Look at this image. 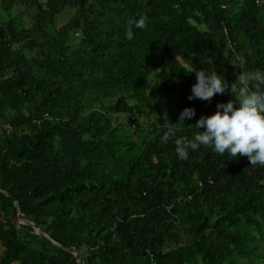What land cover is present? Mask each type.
Instances as JSON below:
<instances>
[{"label":"trees","instance_id":"obj_1","mask_svg":"<svg viewBox=\"0 0 264 264\" xmlns=\"http://www.w3.org/2000/svg\"><path fill=\"white\" fill-rule=\"evenodd\" d=\"M0 3V264H79L22 218L83 264H264V166L174 143L234 99L196 71H264V0Z\"/></svg>","mask_w":264,"mask_h":264},{"label":"clouds","instance_id":"obj_2","mask_svg":"<svg viewBox=\"0 0 264 264\" xmlns=\"http://www.w3.org/2000/svg\"><path fill=\"white\" fill-rule=\"evenodd\" d=\"M133 25L137 29L147 27L146 18L129 21L126 39L134 37ZM196 71V70H194ZM197 82L192 87L189 100L211 101L217 94L230 92L234 99L218 103L217 111L211 116H201L195 126L201 131L192 139L176 138V153L181 160L188 159L189 149L198 150L201 145L212 147L214 152L238 158L245 156L252 166H264V71L259 69L242 72L234 82L229 83L216 70L202 68L196 71ZM196 116L194 108H185L179 122ZM175 137V130L169 128L162 141Z\"/></svg>","mask_w":264,"mask_h":264},{"label":"water","instance_id":"obj_3","mask_svg":"<svg viewBox=\"0 0 264 264\" xmlns=\"http://www.w3.org/2000/svg\"><path fill=\"white\" fill-rule=\"evenodd\" d=\"M0 192L6 194L7 196H9V197H11V198H14L11 194H9L8 192H6V191H4V190H2V189H0ZM14 201H15L16 209H17L18 212H19V211H20V202H19L18 199H15V198H14ZM21 222H23V223H25V224H29V225H31V226L34 228L36 234H38L39 236H41V237H43V238H45V239L51 241L52 243H54V244L57 245V246L63 247L64 249H66V250L69 251V252H72V253L75 255V257H76L78 263H79V264H83V262H82V258H81V255L79 254L78 251H76V250H72L71 248H68V247H65V246H63L62 244H60L59 242L55 241V240L52 239V238H51V237H50V236H49V235H48V234H47V233H46V232H45L40 226H38L37 224H35V223L32 222L31 220L26 219V218H22V219H21Z\"/></svg>","mask_w":264,"mask_h":264},{"label":"rangeland","instance_id":"obj_4","mask_svg":"<svg viewBox=\"0 0 264 264\" xmlns=\"http://www.w3.org/2000/svg\"><path fill=\"white\" fill-rule=\"evenodd\" d=\"M13 9H14V7L11 8V9L9 10V13H10L11 15L15 16L16 19H17L22 25H23V24H24V25H29V22L31 23L30 18H29V15H28V14H30V12H27V14L24 13V14H23V17L20 18V16H17V15H16L17 12L19 11V8L15 7V9H14L15 13L13 12ZM21 9H22V8H20V10H21ZM73 11H74V10H73L72 8L68 7L69 15H72V14H73ZM4 19H8V14H7V10L4 9V8L2 7L1 3H0V23H1ZM122 119H123L124 121H127V117H124V116H123ZM243 264H250V263H243ZM256 264H258V263H256Z\"/></svg>","mask_w":264,"mask_h":264},{"label":"built area","instance_id":"obj_5","mask_svg":"<svg viewBox=\"0 0 264 264\" xmlns=\"http://www.w3.org/2000/svg\"><path fill=\"white\" fill-rule=\"evenodd\" d=\"M49 114L48 113H43V118H48ZM5 128L11 130V126L10 125H6Z\"/></svg>","mask_w":264,"mask_h":264}]
</instances>
